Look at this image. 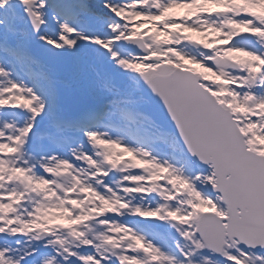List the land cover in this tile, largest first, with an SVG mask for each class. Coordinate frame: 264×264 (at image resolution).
<instances>
[{
  "label": "snow or ice",
  "instance_id": "6c2138e0",
  "mask_svg": "<svg viewBox=\"0 0 264 264\" xmlns=\"http://www.w3.org/2000/svg\"><path fill=\"white\" fill-rule=\"evenodd\" d=\"M0 264H264V0H0Z\"/></svg>",
  "mask_w": 264,
  "mask_h": 264
}]
</instances>
